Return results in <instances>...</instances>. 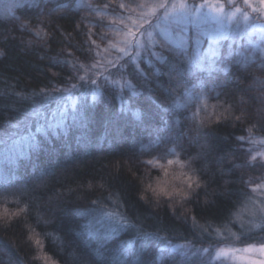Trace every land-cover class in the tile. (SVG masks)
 <instances>
[{
  "label": "trees",
  "instance_id": "16d2710c",
  "mask_svg": "<svg viewBox=\"0 0 264 264\" xmlns=\"http://www.w3.org/2000/svg\"><path fill=\"white\" fill-rule=\"evenodd\" d=\"M139 1L0 0V264H214L264 243V43L208 71L161 49L134 67L112 15Z\"/></svg>",
  "mask_w": 264,
  "mask_h": 264
},
{
  "label": "rangeland",
  "instance_id": "374dc122",
  "mask_svg": "<svg viewBox=\"0 0 264 264\" xmlns=\"http://www.w3.org/2000/svg\"><path fill=\"white\" fill-rule=\"evenodd\" d=\"M133 8L130 4L124 5L123 10L127 12L121 14L122 18L112 15V20L123 27L120 37L126 41V45L122 54L131 55L134 67L138 66L139 56L150 63L146 55L156 57L158 53L155 50L161 49L178 55L190 70L208 71L216 66L215 61L232 57L233 50H240L243 55L251 51L255 55L264 43V5L260 4V0H251V6L244 5L243 0H234V4H229L228 0H141ZM209 35L221 36L219 45L213 46L211 50L206 42ZM193 37L205 40L203 50L198 55L185 52V48L191 46ZM208 99L201 94L191 116L204 109ZM69 107H74L73 102H70ZM60 120L61 115H56L54 122ZM256 155L264 159V152ZM177 159L176 153H170L162 163H172ZM254 193L257 197L255 202L262 209L264 191L255 189ZM256 215L250 212L242 217L253 218ZM262 215L258 217L261 218L259 223L264 221V212ZM259 246L218 249L211 261L214 264H250L253 260L264 259L258 250ZM246 248L252 250L245 251Z\"/></svg>",
  "mask_w": 264,
  "mask_h": 264
},
{
  "label": "snow or ice",
  "instance_id": "6c2138e0",
  "mask_svg": "<svg viewBox=\"0 0 264 264\" xmlns=\"http://www.w3.org/2000/svg\"><path fill=\"white\" fill-rule=\"evenodd\" d=\"M229 4H234V0H228ZM243 4L246 6H251V0H243ZM260 4L264 5V0H260ZM255 10V9H254ZM237 11H240V9H237ZM245 19H247V16H245ZM224 39H226V37H224ZM221 40V36L220 35H209L207 37V44L209 45V50H211V48L213 46L219 45ZM205 44V40L199 38V37H193L191 40V46L190 47H186L185 48V52L190 53V54H195L198 55L204 47ZM245 251H249L252 249H244ZM259 252L261 254V256H264V243H261L259 246ZM250 264H264V259L261 260H253L250 262Z\"/></svg>",
  "mask_w": 264,
  "mask_h": 264
},
{
  "label": "bare ground",
  "instance_id": "6f19581e",
  "mask_svg": "<svg viewBox=\"0 0 264 264\" xmlns=\"http://www.w3.org/2000/svg\"><path fill=\"white\" fill-rule=\"evenodd\" d=\"M247 58H248V60H250V61H256V59H255V55H253V54H251V53H249V54L247 55Z\"/></svg>",
  "mask_w": 264,
  "mask_h": 264
}]
</instances>
